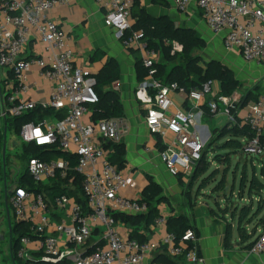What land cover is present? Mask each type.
I'll return each mask as SVG.
<instances>
[{"label":"built area","instance_id":"built-area-1","mask_svg":"<svg viewBox=\"0 0 264 264\" xmlns=\"http://www.w3.org/2000/svg\"><path fill=\"white\" fill-rule=\"evenodd\" d=\"M96 1L105 9V24L114 29L123 46L143 52L142 59L149 75L139 83L136 96L146 111L149 131L174 136L159 152L172 176L184 172L192 174L207 148L198 130V116L202 114L200 105L205 101L211 112L225 114L231 126L248 125L254 132L242 146L247 157L264 155V96H260L238 120L231 113V107L238 103L237 97L221 95L216 91L215 81H207L189 93L176 82L164 83L155 77L159 54L147 48L142 30L132 28L134 0ZM193 2L202 11L208 27L215 33H224L223 44L227 50H239L246 60L264 66V0H174V7L186 13ZM69 5L70 0H0V67L16 75L15 82L6 72L2 82L0 117H18L37 107L66 109L63 119L46 117L38 123H25L20 136L24 142L37 146L58 143L63 152L75 155L74 171L83 178L88 204L85 209L77 199L67 195L50 201L43 192L15 186L10 196L13 218L28 223L31 230L21 238L18 258L24 264H163L152 258L160 247H165L168 255L183 256L188 264H207L194 227L180 237L167 232L159 242H141L132 238L129 230L114 216L117 212L142 214L148 211V206L125 195L129 177L111 162L110 152L105 147L109 142L122 141V120L94 122L87 119L88 106L99 102L96 74L89 66L74 63L71 36L52 17L58 9ZM34 40L44 45V53L27 57ZM173 51L181 52L182 46L174 41ZM38 78L50 85L48 99L25 98L32 81ZM119 85V81L115 82L114 89L119 90ZM176 91L184 93L186 100L196 102L195 108L172 113L171 95ZM27 167L38 185L69 178L66 187L73 188L74 178L70 175L73 167L69 159L46 161L31 157ZM168 217V213L161 211L154 227L167 229ZM95 235L99 237L89 245ZM251 251L264 253V227Z\"/></svg>","mask_w":264,"mask_h":264},{"label":"crops","instance_id":"crops-1","mask_svg":"<svg viewBox=\"0 0 264 264\" xmlns=\"http://www.w3.org/2000/svg\"><path fill=\"white\" fill-rule=\"evenodd\" d=\"M136 1L141 6L146 7L147 11L152 15L172 16L168 11L174 6V0H168V8L154 5L152 0H134V2ZM190 9L194 10L195 14L192 19L193 23L187 27L190 28L192 26V29L198 31L197 35L203 37L207 43L203 49V59L206 61H221L233 70L236 79L241 83V88L235 93L238 103L236 111L233 114L234 117L240 120L246 115L253 103L260 96H264V66L257 61L246 60L239 50H227L223 44L224 33H215L208 27L203 13L197 7L196 2L190 5ZM131 14L132 26H134L135 18L132 11ZM52 17L71 36L70 46L75 54V64L87 65L97 75L107 59L115 58L120 63L122 76L119 80L118 91H120L125 109L123 117L120 118L123 122L121 140L125 143L127 151L126 164L121 170L129 177L130 182L129 188L124 192L125 195L132 199L141 200L150 178H153L155 182L162 186V196L168 199L167 202L159 203L158 208L160 211L168 213L169 216L182 214L190 218L193 227L200 237L201 252L205 256L207 264H264V253L255 254L249 246L264 227V210L259 211L258 220L256 223H253L251 227L252 231L248 232L251 235L255 230L257 231L256 236L249 238L248 235H245L243 237L240 236L241 239H238L234 233V230L237 229L235 228L233 229L231 238L227 241V228L223 222L218 221L217 214L213 213V211L217 210L216 208L207 204L208 208L205 209L203 205L206 203H203L195 192L193 200L190 202L191 205L188 203L184 185L189 184L192 174L184 172L179 176H172L160 159L159 152L162 145L166 148L173 141L174 136L170 133H167L166 136L152 134L147 127L146 111L136 96V90L139 85L136 57L143 56V52L137 48H125L123 46L121 39L117 37L114 29L105 24V9H102L96 0H70L69 6L58 9L57 12L53 13ZM43 53L44 45L34 40L26 56L43 55ZM97 53H99L98 58L93 60V56ZM32 82V88L24 95L25 98L35 101L48 99L50 85L47 81L38 78ZM215 83L216 91L220 92V83L218 81H215ZM112 86H114V83ZM251 92L256 93L255 98L257 99H250L241 105L240 102ZM171 98L173 101L171 107L172 113L177 111L187 112L195 108L196 102L186 100L185 94L180 91L173 92ZM238 104L240 105L238 106ZM200 107L202 114L198 116V130L202 133L208 144L214 133L221 130L228 123V119L223 113L212 114L210 112L211 115L205 114L206 108L210 110L206 101ZM87 119H91L90 110ZM159 138L161 139V146L158 142ZM247 140V137L240 138L242 142L241 149ZM180 177L183 178L180 179ZM259 180L264 182L262 179ZM262 192H264V189L261 191L255 190L252 193L260 197L263 195ZM248 193L252 195L249 186ZM258 200L256 198L257 206L255 208H258ZM11 209L10 212L12 211ZM119 221L124 229L130 230L120 218ZM132 225L133 228H137L146 236L147 241L151 242L161 241L167 233L166 228H156L153 224L146 228L144 221H136ZM99 229L100 227L97 230ZM9 234L12 245L11 228ZM164 249V247H160L155 252L152 261L157 262L164 254ZM21 262L24 264L22 260Z\"/></svg>","mask_w":264,"mask_h":264},{"label":"trees","instance_id":"trees-1","mask_svg":"<svg viewBox=\"0 0 264 264\" xmlns=\"http://www.w3.org/2000/svg\"><path fill=\"white\" fill-rule=\"evenodd\" d=\"M152 3L157 6L165 8L169 7L168 0H152ZM132 13L135 18V25L132 27L134 30H142L144 32V40L147 48L155 50L159 54V60L155 63L157 72L156 78L161 79L164 83L176 82L178 86L185 92L189 93L194 89H199L201 86L210 80L218 81L220 83V94L233 97L235 93L241 88V83L236 79L235 74L231 68L223 64L219 60H204L198 51L203 50L207 43L206 40L197 35L196 31L192 28L177 26L171 16L168 15H152L147 11V8L141 6L139 2H134L132 7ZM178 42L182 46L181 52L173 51V42ZM134 50V49H133ZM100 53V51H98ZM138 52V51H137ZM135 52V53H137ZM99 53L93 56V60L98 58ZM136 70L138 82L141 83L148 78V68L144 65L142 56L136 57ZM8 78L16 82V75L11 71H7ZM121 66L117 59L109 58L104 64L103 68L96 75L97 84L95 89L99 95V102L88 106L91 111V120L97 122L99 120H109L113 118H121L124 115V105L121 100L120 91L113 88V83L118 82L121 79ZM194 76V77H193ZM256 93H249L241 102L244 104L248 100H256ZM238 104V106L240 105ZM237 105V103H236ZM235 107H231V113L234 114L236 111ZM211 111L205 109V114H210ZM213 114V112H212ZM67 115V110H55L54 108L43 109L37 107L33 110L24 113L18 117L7 116L5 121L9 124L15 132L20 134L22 126L27 122H41L46 117H55L57 119H63ZM159 135V134H157ZM254 132L248 125L240 126L236 124L231 126L227 123L221 130L214 133L207 148L203 154V157L192 173L188 189L190 190L191 185L198 180L200 176V165L207 155L208 149L211 148L215 143L221 139H225V149L241 151L242 142L241 137L252 138ZM159 145L161 146V139H158ZM26 151L31 157H37L42 160L50 161L52 159H69L70 164L73 168L70 170V175L73 177L72 187H66L69 183L68 179L57 178L52 180L51 184L38 185L34 182L30 176L28 167L24 175L21 177L20 184L17 186L25 187L27 190L43 192L46 194L50 201H54L57 196L67 195L74 197L81 203L85 209L88 208L87 198L84 194L82 187V176L74 171V167L77 164V158L75 155H70L63 152L58 143L50 146H37L34 143H27L23 141ZM105 147L110 152L111 162L118 167L119 170L126 164V146L122 141L119 143L109 142ZM164 149L162 145L161 150ZM225 164L227 166L231 163V154L225 156ZM253 158V157H251ZM218 159L223 161V156L219 155ZM29 161V160H28ZM202 170V169H201ZM264 174V173H263ZM222 177H227V174H223ZM246 179V175L244 176ZM250 181L249 190L250 193L253 191H261L264 189V182L258 179L256 174L252 175ZM245 184L243 179L242 186ZM219 189L225 190V186L222 184L218 187ZM162 186L155 182L153 178H150L149 184L143 192L141 198L142 202H145L148 206V211L142 214L131 215L123 212H117L114 216L130 229V236L141 242L147 241L146 236L140 232L137 228H133L132 223L136 221H144L145 227H149L154 224L157 216L160 215L161 211L158 208V204L161 202H167V198L162 196ZM10 196H8V204L11 209ZM262 205H259L258 209ZM249 205L241 208V213L238 218L237 230L241 237L244 235V227L242 223H239L243 216L249 215ZM12 210V209H11ZM193 227L190 218L186 215H172L168 217L167 221V232L174 233L180 237L187 229ZM233 228L227 227L226 239L232 236ZM31 233L30 225L28 223L17 222L14 219L13 225L11 224V240H12V255L17 261H21L17 257L18 250L21 247V238L24 235ZM257 235V231H253L251 235L248 234L249 238ZM254 242V241H253ZM253 242L250 243L252 247ZM95 240L90 239L89 245L94 244ZM165 248V247H164ZM155 262V261H154ZM163 264H188L183 256H170L164 249V254L157 261ZM22 263V262H21Z\"/></svg>","mask_w":264,"mask_h":264},{"label":"rangeland","instance_id":"rangeland-1","mask_svg":"<svg viewBox=\"0 0 264 264\" xmlns=\"http://www.w3.org/2000/svg\"><path fill=\"white\" fill-rule=\"evenodd\" d=\"M168 12L173 16L171 17L177 26L187 27L193 23L192 19L195 12L192 9L187 13H180L173 6ZM195 31L198 33L197 30ZM198 53L204 58L203 50L198 51ZM6 72L7 70L4 67H0V115L1 87L6 77ZM228 154H231L229 166L225 164V156ZM219 155L223 156V161L218 159ZM28 158L29 155L20 134L15 132L9 124L7 125L5 119L0 117V264H22L21 261H16L13 258L11 251L10 227L5 205V188L8 187L10 190L20 184L21 177L28 166ZM263 173L264 155L251 158L239 150L225 149V140L221 139L208 149L207 155L200 165V176L191 185L190 190H187L189 184L184 185L185 195L190 199H187L189 204L192 202L195 192L203 203H206L203 205L205 209L208 208L207 204L216 208L217 210L213 211V213L217 214L218 221L223 222L226 228L228 226L233 229L237 228L241 208L249 205V215L243 216L239 222L244 227V235H248V232L252 231L253 223L258 220L259 211L264 210V192H262L263 195L260 197L252 193V195L254 194L252 197L248 193V186L253 174L264 180ZM223 174H227V177H222ZM182 178L180 177V179ZM243 179L245 184L242 186ZM221 184L223 187L225 186L224 191L218 188ZM256 198L259 199L258 207L259 203L262 205L259 209L255 208L257 206ZM11 217V224L13 225L12 211ZM234 233L238 239H241L237 229L234 230ZM96 237H99V235L93 236L92 239H97Z\"/></svg>","mask_w":264,"mask_h":264},{"label":"water","instance_id":"water-1","mask_svg":"<svg viewBox=\"0 0 264 264\" xmlns=\"http://www.w3.org/2000/svg\"><path fill=\"white\" fill-rule=\"evenodd\" d=\"M11 194H12V191L7 192V190H6L5 203H6V207H7V217H8V222H9L10 228H11L12 218H11V212H10V208H9V204H8V196Z\"/></svg>","mask_w":264,"mask_h":264},{"label":"flooded vegetation","instance_id":"flooded-vegetation-1","mask_svg":"<svg viewBox=\"0 0 264 264\" xmlns=\"http://www.w3.org/2000/svg\"><path fill=\"white\" fill-rule=\"evenodd\" d=\"M13 188H11L10 190L8 189V187L5 188V190H7V192L12 191ZM6 192V191H5Z\"/></svg>","mask_w":264,"mask_h":264}]
</instances>
